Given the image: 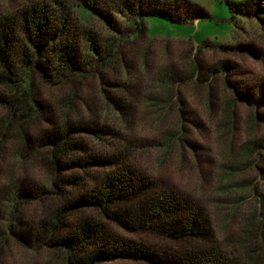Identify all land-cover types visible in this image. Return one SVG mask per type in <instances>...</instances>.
Returning <instances> with one entry per match:
<instances>
[{
  "label": "rangeland",
  "instance_id": "rangeland-1",
  "mask_svg": "<svg viewBox=\"0 0 264 264\" xmlns=\"http://www.w3.org/2000/svg\"><path fill=\"white\" fill-rule=\"evenodd\" d=\"M24 1L0 0V11ZM160 1L166 14L148 15L145 33L135 39L132 19L118 15L126 36L122 62L61 84L33 78L42 110L17 118L0 139V264H71L64 249L29 246L9 232L35 224L54 201L46 161L49 112L59 113L58 102L70 92L78 101L72 118L98 121L104 129L100 138L87 137L93 150L128 148L138 169L210 211L224 248L243 254L258 245L264 231V0ZM106 94L121 102L124 115L114 113ZM20 188L28 195L14 201Z\"/></svg>",
  "mask_w": 264,
  "mask_h": 264
},
{
  "label": "trees",
  "instance_id": "trees-1",
  "mask_svg": "<svg viewBox=\"0 0 264 264\" xmlns=\"http://www.w3.org/2000/svg\"><path fill=\"white\" fill-rule=\"evenodd\" d=\"M79 9L94 21L80 16ZM163 10L160 0H25L1 10L0 139L17 118L42 110L31 89L37 74L61 84L76 73L122 62L126 36L118 15L132 19L135 39L145 33L147 16L166 14ZM105 99L116 115H124L119 100L109 94ZM58 104L59 113L49 112L46 157L53 172L54 201L35 224L11 226L12 235L29 246L64 249L71 264L120 259L148 264H264V231L250 252L224 248L210 211L138 169L128 148L101 154L90 147L87 137L100 138L104 129L98 121L72 118L76 94H66ZM24 194L28 195L20 188L14 201Z\"/></svg>",
  "mask_w": 264,
  "mask_h": 264
}]
</instances>
